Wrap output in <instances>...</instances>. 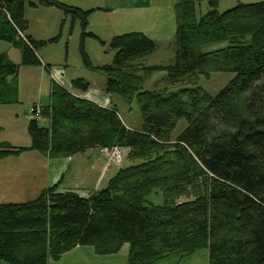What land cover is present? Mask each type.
I'll list each match as a JSON object with an SVG mask.
<instances>
[{
    "label": "trees",
    "instance_id": "obj_1",
    "mask_svg": "<svg viewBox=\"0 0 264 264\" xmlns=\"http://www.w3.org/2000/svg\"><path fill=\"white\" fill-rule=\"evenodd\" d=\"M203 0L174 5L175 54L168 65L136 62L156 49L141 32L115 35L111 64L84 65L106 76L104 92L133 102L142 124L128 128L117 107L104 108L52 82L42 125L30 119L29 147L0 143V159L34 150L61 158L94 148H128V164L102 189L84 197L59 191L58 183L33 199L0 203V264H49L77 246L96 254L129 246L128 264H151L173 254L208 250V264H264V0L237 2L220 12L218 0L197 17ZM35 7L34 2H30ZM78 19L82 38L90 11L58 0H38ZM25 0H0V40L21 52L24 65L40 64L44 42L25 34ZM20 33L25 34L24 38ZM228 45L204 51L209 44ZM48 67V66H47ZM165 71L161 89L146 90L151 74ZM18 65L0 54V103L16 87ZM233 72L216 94L198 86L200 76ZM189 84L174 90L179 85ZM84 93L89 83L72 80ZM119 111V112H118ZM183 131L172 139L178 121ZM156 188L163 203L146 202ZM180 198L186 200L179 201Z\"/></svg>",
    "mask_w": 264,
    "mask_h": 264
},
{
    "label": "rangeland",
    "instance_id": "obj_2",
    "mask_svg": "<svg viewBox=\"0 0 264 264\" xmlns=\"http://www.w3.org/2000/svg\"><path fill=\"white\" fill-rule=\"evenodd\" d=\"M69 6L78 7L85 11H90L87 19L86 32L91 35H86L82 38V29L78 19L73 20L71 16L65 15L60 9L56 7H46L38 4V0H25L24 5V18L26 20L27 29L26 33L33 36L36 40L44 42V46L37 50V55L41 60V63L50 66L48 69L49 77L52 79L54 74L62 75L59 77L64 82V87L70 86L72 80L82 78L85 82H88L92 87H96L99 83L104 82L106 76L99 70L87 68L81 56V47L85 54L89 57L93 66L100 67L103 65L111 64L113 60L114 51L110 47V41L117 34H122V30L132 29V24H135L142 30L146 31L144 27L138 25L136 17L129 12H121L116 7L117 5H124L129 7L133 0H58ZM236 0H219L218 10L220 12L234 6L233 3ZM243 2L251 3L260 0H242ZM30 2L36 4L35 7L31 6ZM94 8H101L100 10ZM94 9V10H93ZM209 9L208 0H203L196 6V15L199 17ZM117 10V11H116ZM169 13L164 18L163 27L155 25V27L149 30L146 34L150 39L156 43V49L146 57L137 60L136 62H142L146 65H168L174 60L175 54V17L174 9L172 17L170 19ZM142 32V31H140ZM23 38L25 34H20ZM6 41L0 40V45L3 50H6L8 45ZM227 42L209 44L203 47L204 51L216 50L226 47ZM6 54L7 51L5 52ZM17 53V52H16ZM1 54V52H0ZM18 58V57H17ZM18 58V61L13 63L18 65V75L16 78L7 77L9 83L18 89V85L21 88L19 98L21 103L14 104L15 111L19 114L18 123L19 134L17 138L11 136H4L0 140L9 142L12 141L22 147L30 146V138L25 132L26 122L29 120L28 112L31 107L39 103L35 99V103L32 101L34 94L38 96L40 94L39 78L35 77L32 80L30 70L33 72L35 65H24ZM44 68L42 64H40ZM41 67V69H42ZM62 76V77H61ZM233 72H212L209 78L200 76L198 86L202 87L211 95H216L233 77ZM166 78L165 71H157L151 74L149 79L144 83V89L157 90L161 89ZM183 87H192V85L184 84L174 88L177 90ZM71 90V87H70ZM76 94V93H75ZM37 101V102H36ZM43 104L48 102V95L43 96L41 99ZM130 107V110L121 109L120 113L130 121L131 125L140 126L142 119L135 102ZM1 125L3 126L1 134L7 129L9 123L6 119H1ZM39 123L44 125L42 120ZM186 126L185 120L178 121L177 127L173 132L172 139L180 134ZM100 149V148H99ZM37 151H25L17 156H8L4 159H0V203L2 202H23L31 200L37 196L38 191L42 188H46L48 181H46L49 168L51 164L47 163V160H43ZM100 155L105 158L104 170L112 167L115 164L110 162L111 152L99 150ZM127 154H125L121 163V167L128 164ZM74 156V155H73ZM72 156H66L64 158H70ZM62 158V157H61ZM52 159V158H49ZM48 164V167H47ZM34 165L37 168L31 166ZM93 169L96 170L92 166ZM91 170L90 172H82L79 180L76 178L73 183L79 182L80 188L85 190V193H90L88 190H93L98 187L95 185L96 177L100 181L99 177H104L107 172L99 173V171ZM49 173V172H48ZM73 170L70 174L65 173L64 178L70 181V176L73 175ZM79 172L76 173V175ZM84 175H86L84 177ZM84 177V178H83ZM68 184H65L67 186ZM59 186V184H58ZM63 186V185H62ZM100 189L104 188V182L99 184ZM79 190V189H78ZM99 190V189H98ZM81 192V189L79 190ZM97 191V190H96ZM36 192V193H35ZM84 192V191H83ZM94 192V191H93ZM91 194V193H90ZM186 200L180 198L179 201ZM146 202H150L156 205L163 203V194L159 188H156L146 197ZM129 246L124 244L121 249L115 254L100 255L96 254L92 246H77L74 249L64 253L59 260L50 261L49 264H128ZM3 264H9L3 262ZM151 264H208V250L202 248L191 254L180 255L173 254L163 259L157 260Z\"/></svg>",
    "mask_w": 264,
    "mask_h": 264
},
{
    "label": "crops",
    "instance_id": "obj_3",
    "mask_svg": "<svg viewBox=\"0 0 264 264\" xmlns=\"http://www.w3.org/2000/svg\"><path fill=\"white\" fill-rule=\"evenodd\" d=\"M178 0H133L131 1L132 4H130L129 7H125L124 5H117L116 7H120L118 8L121 12L127 13L129 12L130 14H132L134 17H136V21H138V25L141 27H144L146 31L142 30L141 28H139L138 26H136L135 24H132L131 27L134 28H130L127 30H122V31H126L123 33H129V32H140L143 34H148L149 30L153 27H155V25H159L163 27V22H164V18L166 17V14L169 13V17L171 19L172 17V13H173V9H174V5ZM219 1V0H218ZM237 2H243L242 0H236L233 5H235ZM94 9H98L100 10L101 8H94ZM93 9V10H94ZM117 11V10H116ZM148 32V33H147ZM122 33V34H123ZM26 35H29L26 33ZM119 35V34H117ZM31 36V35H29ZM32 38H34L33 36H31ZM35 39V38H34ZM8 45V47H6V50H3V48H1L0 45V52L1 53H5L7 51V56L9 58L10 61L14 62V61H18V58L21 59V52L18 48H15L14 46H12L10 43H6ZM17 52V53H16ZM18 57V58H17ZM38 57V55H37ZM39 58V57H38ZM40 59V58H39ZM21 61V60H20ZM41 61V60H40ZM17 65V64H16ZM31 65H35L36 68H34L33 72L30 70V73L32 75V80L35 77L39 78V83H37V86H40V94H38V96H36V94H34L32 101L34 102L35 99H38L37 101L43 106V105H47L49 103V96H50V90H51V85H52V79L49 77L48 71L46 69H44L42 66H40V64H31ZM42 67V69H41ZM18 75V72H17ZM16 75V77H17ZM10 78L12 76H9ZM14 77V78H16ZM11 79H7V81H9ZM106 78L104 80V82L99 83L96 87H92L91 85H89V88L86 92L84 93H80L76 90H74L71 85L68 87L69 91H71L73 94L84 98L86 100H89L91 102L96 103L99 106H102L104 108H108V107H117L118 110L119 109H124L125 105L123 100L116 95H108L104 92V84H105ZM71 87V90H70ZM6 92L2 95V98L4 97L6 100L11 99V101H7L5 103H0V138L4 137V136H11L14 137L15 139L17 138V135L19 134V124L18 120H19V114L15 111L14 109V104H19L21 103L20 98H19V93L21 92V88L18 85V89L16 86V93L14 95H12L11 93V89H8V87L6 86ZM48 95V102L43 104L41 102L42 97L47 96ZM36 101V102H37ZM35 103V102H34ZM119 112V111H118ZM119 115L121 117V119L123 120V122L126 124V126L128 128H139L138 126H133L131 124H129L128 121L124 115H122L119 112ZM4 118L7 120V122L9 123V125L7 126V129L4 131L6 132L5 134H1L3 126L1 125V119ZM44 125L48 124V121L46 119H42ZM28 122L29 120H27V124H26V130L25 132L27 133V135L29 136L28 130H27V126H28ZM30 138V136H29ZM1 142H6L3 140H0ZM9 144L13 145V146H19L18 144H15L12 141L8 142ZM30 144H31V139H30ZM100 149L94 148V149H89L83 153L74 155L70 158H54V159H49L46 156H44L41 153H38L39 156H41L43 158V160H47L48 164H51V168H49L48 172L46 173L47 179L46 181H48V185L46 187L52 186L56 183L59 184L58 190L59 191H74L76 193H78L81 196H88L90 193H92L93 191H96L98 189H100L99 184L104 182V187L106 186L108 180L118 171V169L122 166H115L113 165L112 167L108 168L107 170H104L103 167L105 164V158L100 155L99 153ZM33 151V150H31ZM38 152V151H37ZM92 166L95 169L92 168ZM31 171H33V168H37L36 166L32 165L31 166ZM73 170V175L70 176V181H65L64 175L65 173L70 174V171ZM91 170H95V171H99L100 172H107L106 175H104V177H99L100 181H98V178L96 177L95 185H98V187L96 189L93 190H88V192L90 193H85V190H82L83 188L81 187V184L79 182L77 183H73L75 176L76 178L79 180V176L82 172H90ZM79 172L77 175L76 173ZM101 174V173H100ZM105 174V173H103ZM86 175H84L85 177ZM83 177V178H84ZM65 184H68L67 186H65ZM63 185V186H62ZM43 189V188H42ZM41 189V190H42ZM81 189V192L79 190ZM84 191V192H83ZM36 193V192H35ZM40 192L38 191L37 195ZM36 197V196H35Z\"/></svg>",
    "mask_w": 264,
    "mask_h": 264
},
{
    "label": "built area",
    "instance_id": "obj_4",
    "mask_svg": "<svg viewBox=\"0 0 264 264\" xmlns=\"http://www.w3.org/2000/svg\"><path fill=\"white\" fill-rule=\"evenodd\" d=\"M62 75L60 72L59 74H54L53 75V80L60 86L64 87V82L61 80L59 77ZM62 77V76H61ZM40 110L41 107L39 104H35L31 107L30 112H28V117L29 119H36L39 120L41 118L40 116ZM102 152L104 151H110L111 152V157H110V162L115 165H119L124 158L125 154L128 152L127 148H121V147H112V148H104L101 149Z\"/></svg>",
    "mask_w": 264,
    "mask_h": 264
}]
</instances>
